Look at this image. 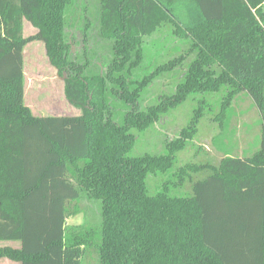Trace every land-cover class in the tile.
I'll list each match as a JSON object with an SVG mask.
<instances>
[{"label":"trees","instance_id":"trees-1","mask_svg":"<svg viewBox=\"0 0 264 264\" xmlns=\"http://www.w3.org/2000/svg\"><path fill=\"white\" fill-rule=\"evenodd\" d=\"M99 2V35L112 57L104 72L92 73L66 39L71 0H0V243L19 244L0 245V261L81 264L93 249L98 264H264V0ZM24 20L35 29L27 37ZM165 25L187 51L136 76L145 39ZM35 41L64 77V97L78 115L37 117L24 104L23 50ZM189 54L175 92L140 110L142 91ZM222 90L213 120L225 117L236 93L247 94L259 113V148L178 169L181 179L208 172L191 196H172L167 184L148 195L147 175L171 169L203 107L166 154L128 157L131 131H145L193 94ZM114 102L130 107L122 123L114 121ZM82 197L100 201L98 227H67L69 204Z\"/></svg>","mask_w":264,"mask_h":264},{"label":"rangeland","instance_id":"rangeland-1","mask_svg":"<svg viewBox=\"0 0 264 264\" xmlns=\"http://www.w3.org/2000/svg\"><path fill=\"white\" fill-rule=\"evenodd\" d=\"M99 10V0H71L65 15L66 39L70 44L72 56L78 57L82 63L89 60L92 73L104 72L105 65L112 57L110 43L99 35ZM34 33L35 29L24 20L23 36L27 37ZM188 46L186 40L173 36L171 26H163L145 39L144 59L136 71V76L150 75L158 66L186 52ZM23 54L24 104L33 108L36 116L45 115L51 108L62 109L60 114L63 116L78 115L80 111L71 106L64 97V77L51 65L43 43L37 41L29 43ZM193 58L194 54H189L181 67L157 75L142 91L138 108L142 110L155 104L159 97L173 94ZM225 93L226 91L222 90L218 93L193 94L145 131H131L135 142L127 153L128 157L166 154V144L176 138L180 130L187 126L193 112L199 106L203 107V115L198 122L196 134L184 149L176 153L171 169L164 173L147 175L145 182L148 195L160 192L164 184H167L170 195L191 196L192 184L204 178L208 172L188 171L191 176L181 179L175 175L178 169L190 163L215 165L227 155L250 156L259 148L261 135L259 113L247 94L236 93L231 99L229 108L225 110V117L221 121L213 120L220 114L221 100ZM129 108L120 102H114V121L122 123L123 116ZM69 211L71 214L66 221L67 227L100 225V201L82 197L78 202L69 204ZM81 264H98L96 252L93 249L86 250Z\"/></svg>","mask_w":264,"mask_h":264},{"label":"crops","instance_id":"crops-1","mask_svg":"<svg viewBox=\"0 0 264 264\" xmlns=\"http://www.w3.org/2000/svg\"><path fill=\"white\" fill-rule=\"evenodd\" d=\"M26 47V46H25ZM25 50V48H24ZM24 50H23V53H24ZM24 55V54H23ZM24 74V73H23ZM24 98H25V91H24ZM27 107L30 109L31 113L33 114V116H36L34 115V110L33 108H31L28 104H27ZM47 110V109H46ZM62 110V109H61ZM60 109H56V108H51L50 110L46 111V114L45 115H41V116H37V117H46V116H55V117H59V116H63L62 114H60ZM51 111H55L56 113L55 114H52L50 113ZM2 245H10V246H13V247H18L19 244L18 242H3L1 243ZM0 264H19V263H16V262H12L10 260H7V259H2L0 261Z\"/></svg>","mask_w":264,"mask_h":264}]
</instances>
